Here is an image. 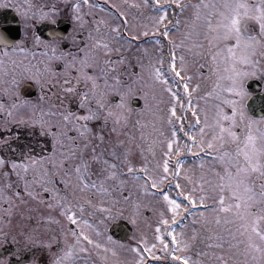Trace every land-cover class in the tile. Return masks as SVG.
Instances as JSON below:
<instances>
[{
    "label": "snow or ice",
    "instance_id": "snow-or-ice-1",
    "mask_svg": "<svg viewBox=\"0 0 264 264\" xmlns=\"http://www.w3.org/2000/svg\"><path fill=\"white\" fill-rule=\"evenodd\" d=\"M3 0H0L2 3ZM83 4H87L88 8H96L99 5L90 3L89 0H75L71 5L74 11V19L81 24L85 23L84 13L81 12ZM149 0H142V4H135L136 8L147 7ZM173 9L175 15L176 10L184 13L189 10L188 16L185 19V29L180 38L179 43L170 36L168 21L169 8ZM112 9H116L115 4H111ZM151 8L156 12V15L149 19L151 24L143 25L142 32L140 26L130 24L128 15L124 11L117 10L115 13L116 20L122 22L107 23L103 18L98 20L94 29L87 33L83 49L77 50L82 53L79 57L73 56L71 52L60 50L54 44H49L47 41H42L41 36L33 33L32 40L36 45L43 43L45 52H51L50 58H55L65 61V68H71L76 71V76L66 75L57 81L61 89L62 98H71L72 95H79V104L81 108H86L87 111L83 115L74 114L69 110H60L49 112L46 114L43 110L39 114L38 119H33L32 124H39L42 132L53 136V143L60 145L59 157L57 158L56 148L48 155H33L32 148L28 147L27 151H21L23 159H6L0 156V170L8 168V171H3L5 178L14 173L17 177L24 179L25 191L29 188V180L27 176L29 169L33 170L31 177L32 182L49 183L51 173L46 165L49 163L57 165V170L63 168L66 176L75 177L74 188H78L81 192L89 189H96L103 195H109L115 189L117 191L124 188L126 181L121 176L128 175L134 180H140L143 177V184L140 187L145 192L158 189L159 185L168 180L172 176L175 182L176 197L173 198L169 191H151L152 195H159L166 203L170 216L161 213V219L154 228V241L149 242L146 237H141L137 244L129 245L131 252L136 254L134 264H200L199 261H193L189 255L192 240L196 237V230L193 229L191 239H185L181 233L178 237L175 231L177 217L191 215L190 208H194L199 200L200 205H204L208 195L203 186L199 188L200 195H194V190H185L181 186L179 176L181 174L182 159H177L173 171L170 172L169 158L175 148V154L179 157L181 150L192 152L193 147L204 151L207 149V155L212 156L214 162L218 164L219 171L215 168L212 171L215 173L217 184L214 191L217 193V199L213 201L215 207L212 209L217 215L215 223H220L221 213L226 214L224 223L231 225V230L227 232L229 237L228 247L236 250L238 256L243 257L242 261L233 259L232 264H264V115L259 119L246 114L243 108V97L247 95L245 80L250 75H255L258 69L264 74V67H259L261 61L264 60V0H152ZM52 13L56 9L53 8ZM42 19L48 18V13L40 14ZM180 19L175 20V25L179 27ZM104 24L106 31L101 33L100 25ZM140 34H133V30ZM93 32L96 34L93 35ZM155 35L159 33L164 41L168 44V61L165 68V57L160 55L155 61H149L147 68L150 80L146 83V87L153 88L157 85L161 86L170 95V106L168 110V123L172 125L171 138L167 140V151L164 153L165 159L160 166V172L149 174V170L145 165L142 171L137 172L132 166L128 155L132 149L125 148L120 155L117 154L115 145L108 153L109 158H105L104 150L98 153L96 146L89 139L94 136L101 145L105 143V135L102 130L93 132V129L88 127L87 122L100 120L106 123L108 117L115 116V122L119 124L121 121L127 123V116L123 113H114L110 105L105 101L109 90L115 91L119 85V76L111 77L109 84V71H115L116 62L107 59H100L101 54L107 56L108 53L118 51L113 48L114 42L123 40L124 45L129 47L133 41H138L141 35L149 36V33ZM122 33L126 35L122 36ZM60 39H65L63 34H60ZM27 37L19 40H11L7 35L0 32V43L4 44L2 54H0V65L5 63L2 57H7L9 51L23 53L27 51ZM156 44L160 45L158 51H163L164 44L161 39H156ZM189 49L194 55L206 57L202 67L208 69V76L212 83L204 96L197 99H206L215 97L217 103L215 115L212 118V123L209 121V114L206 109H202L199 104L193 105L192 91L200 88L197 83L190 90L189 81L191 76H184L182 72L186 71L185 56L183 53L177 58V49ZM145 52L148 49H144ZM120 61H124V56H120ZM179 59V64H178ZM77 60H79V68H77ZM91 62V63H90ZM15 63V61H12ZM44 63V62H41ZM97 64L101 67L100 76L90 74L86 69L94 67ZM143 69L144 64L140 65ZM47 64L44 63V68L47 69ZM31 70L39 73L41 69L37 66H31ZM170 72L171 77L165 72ZM143 80L142 76L137 77ZM171 80H175L178 85H182L183 93L187 96V103L181 100L180 95L174 90ZM103 87H101V82ZM82 82H90L91 87L85 84V91L78 92V87ZM121 95V103L117 108L123 107V93ZM90 101H94L96 107L91 106ZM26 103V102H25ZM177 105L185 111L182 115L177 116ZM224 105L231 107V112L227 113L224 110ZM14 107V106H13ZM191 110V116L195 123L189 124V128L199 127V140L197 135L192 131H184V117L188 115V110ZM0 111H7L11 116L10 109H4L0 104ZM203 112L204 119L201 121L199 113ZM45 115L59 117V121L52 123L46 120ZM203 123V126L200 125ZM71 124L76 130L79 137L87 142L83 145L75 141L74 137L68 136L66 131H61L62 128H68ZM123 126V125H121ZM211 128L213 134L209 140H205V129ZM237 129H239L237 131ZM112 132H117L114 127ZM182 132L185 137L191 141L190 144H180V138L177 135ZM144 133H141L143 136ZM65 140L69 141L71 146L65 145ZM131 141V137H129ZM116 144L124 145V140L117 139ZM0 144L7 145V139L0 140ZM26 146H21L23 149ZM91 149V155L85 157V152ZM79 153V155H78ZM69 162H72L70 167H65ZM121 162L123 163V171H120ZM98 164L100 167L98 172L92 170V165ZM96 176L93 181L90 177ZM109 180H114L116 183L105 187V183ZM66 183H72L67 180ZM203 183V182H202ZM11 181L0 186V198L9 202V210L12 208L13 197L20 198V192L15 191L13 195H8L6 189L11 188ZM34 195V193H30ZM129 196L131 193L129 192ZM183 197L186 203H181L180 198ZM127 200V197H123ZM113 203L116 201L112 197ZM60 205V212L67 218L68 222L75 227L68 230L71 237V242L67 239L64 241V246L60 248L58 254L54 253L51 264H77L82 258L81 253H88L90 249L95 250L97 256L101 258L103 264H109V253L111 254L110 264H122L117 259L118 248H123L124 245L113 240L109 236H101L99 229H96L95 236L87 231L91 228L89 220L83 218L85 208L92 207L100 209L103 212L111 214V209L104 206V201L101 199L97 204H93L91 200L79 199L76 203L65 202L62 198L56 201ZM54 204H49L48 207H54ZM204 216V213H201ZM51 219V217H48ZM206 221V218H205ZM168 226L162 232V227ZM165 233L170 239L165 238ZM67 235V234H66ZM216 239V247H224V237L220 233H214ZM213 237H209L212 239ZM142 245V247H141ZM177 253H180L179 255ZM148 258H153L149 262ZM221 264H229V261L220 257Z\"/></svg>",
    "mask_w": 264,
    "mask_h": 264
},
{
    "label": "flooded vegetation",
    "instance_id": "flooded-vegetation-1",
    "mask_svg": "<svg viewBox=\"0 0 264 264\" xmlns=\"http://www.w3.org/2000/svg\"><path fill=\"white\" fill-rule=\"evenodd\" d=\"M74 2L75 0H3L0 3V32L7 35L11 40H19L26 36L28 41L27 51L23 53L9 51L7 57H2L5 63L0 65V104L3 105L4 109H10L12 113L9 116L7 111H0V140L7 139V145L0 144V156H4L6 159H23L21 151H27L28 147L32 148L33 155L51 154L55 147L58 158L60 145H54L53 136L42 132L39 124H32L30 121L38 119L42 110L47 114L49 110L56 112L66 109L79 115H83L87 111L86 108L80 107L79 95H72L71 98H62L61 89L57 84V81L66 75L76 76V71L71 68L66 69L65 61L63 60L50 58L51 52H45L43 43L36 45L33 42V33L40 35L42 41L56 45L58 47L57 55L62 50L71 52L73 56L79 57L82 53L77 49L84 48L87 43L85 39L87 33L94 29L96 22L101 18L107 23L122 22L123 18H120V21L116 20L115 13L117 10L124 11L128 15L129 23L140 26V31L142 32V26L145 24L150 25L151 21L149 18L156 15V12L151 8L152 0H149L147 7L141 8H136L135 4H142V0H89L90 3L99 5V7L90 9L87 4L82 3L81 12L84 13L85 23L81 24L74 19L75 13L71 7ZM190 2L194 3L196 0H190ZM111 4H115L117 8L112 9ZM53 8L56 9L55 13L51 11ZM189 11L190 9L180 13L179 10H176L174 15L173 9L169 8L168 21L171 22L169 24V32L177 43H179L184 32V18L188 16ZM42 12L48 13V18L42 19L40 16ZM177 18L181 21L178 28L175 25ZM100 31L101 33L106 31L104 24L100 25ZM60 34H63L65 39H60ZM95 34L93 32V35ZM133 34L138 35L140 33L134 29ZM123 35L126 34L122 33ZM156 39H161L164 44L162 52L158 51L160 45L156 44ZM121 44H124L123 40L114 42L112 46L118 51L108 53L107 56L102 53L100 59L110 58L116 62L115 71H109V84H111V77L118 75L119 85L116 87L117 93L109 96L110 102L121 101L120 94L123 93V102L135 105L137 96L125 97V90L130 85V78L143 74V69L140 66L143 62L138 64L134 59L145 58V61L149 62L150 60L155 61L160 55H163L166 68L168 44L159 33L153 35L151 32L147 37L141 35L140 40L133 41L130 47L124 45L123 48H120ZM4 47L5 45L0 43V54H2ZM144 49H148V51L145 52ZM176 51L177 58L182 53L185 56L186 71L182 72V75L191 76L189 81L190 90L197 83L200 84L199 89L192 91V103L194 106L199 104L203 109L204 107H202L201 103H207L209 99H197V97L204 96V93L210 89L212 83L211 78L208 76V69L201 66L207 58L194 55L193 51L189 49L178 48ZM121 55L124 56V61H120ZM12 61H15V63H12ZM41 62L47 64V69L44 68V63ZM31 66H37L41 71L36 73L31 70ZM102 66L99 64V66L89 67L86 70L90 74L100 76ZM259 67H264V60L261 61ZM77 68H79V60H77ZM165 74L171 77L170 72L166 71ZM249 78L258 81L253 85L255 92H251L247 88ZM249 78L247 77L245 80L248 95L243 98V108L247 115L259 119L261 115H264L262 113L264 112V98L257 99V95L261 92L264 93V74L257 69L255 75H251ZM171 83L174 90L180 95L181 100L186 104L187 96L183 93L182 85H178L175 80H171ZM85 84L91 87L90 82H82L78 87L79 93H83L86 90ZM258 86H260L259 90ZM159 88L162 91V95L164 89L161 86ZM252 97H255L254 113L247 106L248 100ZM90 103L93 108L96 107L94 101H90ZM216 103L217 100L214 97L212 100L213 106ZM140 106L136 108L140 109ZM223 107L225 112H231L230 106L224 105ZM167 108L169 109V106ZM184 111L183 108L177 105V116L182 115ZM199 114L201 121H203V112ZM208 114L211 120L215 115V108ZM44 118L52 123L59 121L58 116L45 115ZM194 123V118L191 116V110L189 109L188 115L184 117V131H192L199 140V127L189 128V124ZM87 124L88 127L93 129V132L100 130L103 125L102 130L105 135V143L103 145L94 136L89 137L92 144L96 146L98 153L103 148L105 158H109L108 153L114 145L118 155L123 153L125 148L130 147L132 151L128 155V159L137 172L142 171L145 166L143 158L145 143H143L144 139L141 133L137 131L138 135H130L129 130H127L129 123L124 126L127 131L112 132L110 128H112L113 122L110 119L106 123H103L101 118L100 120L89 121ZM202 126L203 123L200 127ZM61 131H66L68 136L74 137L75 141L81 145L87 142L77 135L71 124L66 129L62 128ZM177 135L180 138L181 145L191 143L190 139L185 137L182 132H178ZM129 137H131V141H129ZM170 138V136L166 137V139ZM117 139L124 140V145L116 144ZM204 139L209 140L206 133ZM64 143L68 147L71 146L67 140ZM21 146L26 147L22 149ZM206 153L207 149L201 151L193 147L192 152L182 149L178 157L174 148L170 158L183 160L179 176L183 189L191 190L194 181H208L209 174L215 175L212 171L213 168L219 171V166L214 162L213 157ZM90 155L91 149L89 148L85 152V157ZM71 163L69 162L65 167H70ZM46 167L52 174L50 182L43 183L42 180L40 182H32L33 170L29 169L27 176L24 177L29 180L27 191L24 188V179L17 177L14 173L5 178L3 171H8V168L0 170V186L11 181L12 187L6 189L7 194L13 195L15 191H19L21 194L20 198L13 197L12 201H10L12 204L11 210L8 207L9 202L0 198V264H51L54 258L53 254L59 253L60 248L64 246L65 239L68 242L73 239L68 230L75 226L68 222L67 218L60 212V205L56 204V201L62 198L65 202L71 203H76L83 198L91 200L93 204H97L103 199L104 206L111 209V214H109L100 209L94 210L90 206L85 208L83 218L88 219L90 225H92L87 231L93 235V238H96L95 231L99 229L102 237L110 235L113 240L118 241L122 245L137 244L141 237H146L149 242L154 241V228L160 221L161 215L157 212L153 213L151 208L146 207L145 199L140 195V188H136L137 184L143 183V177L140 180H134L128 175L121 176L126 181L124 188L119 191L113 189L109 195H103L96 189L81 192L78 188L73 187L75 177L66 176L63 168L57 170L58 166L51 163L46 165ZM99 167L98 164H93L92 170L98 172ZM173 169L169 168L170 172ZM120 171H123L122 162ZM96 178V176L90 177L93 181ZM67 180H71L72 183H66ZM168 180L174 190L177 191L173 177L169 176ZM115 183L114 180H109L104 186L109 187ZM135 188L137 189V194H135ZM142 191L144 190L142 189ZM129 192L131 196H129ZM30 193H34V195ZM112 197L116 198L114 203ZM123 197H127V200L123 199ZM131 201H133L132 205ZM50 203L55 206L49 208L48 205ZM48 217H51V219H48ZM131 218L136 219V221H132ZM125 221L129 222L134 230L128 240L121 241L111 233V229L114 226H118V224L124 225ZM140 225H142V229L139 233L138 227ZM231 227L229 225L230 229ZM150 229H152V240L149 237ZM80 256L82 258L77 264H103L95 250L90 249L88 253H81ZM148 259L151 262L153 258ZM134 261L135 259H132L131 262L134 264Z\"/></svg>",
    "mask_w": 264,
    "mask_h": 264
},
{
    "label": "rangeland",
    "instance_id": "rangeland-1",
    "mask_svg": "<svg viewBox=\"0 0 264 264\" xmlns=\"http://www.w3.org/2000/svg\"><path fill=\"white\" fill-rule=\"evenodd\" d=\"M134 61H136L138 64H144L145 67L143 68V74H139L144 79L139 80L137 79V76H132L130 79V85L125 90V97L130 96H137L142 99V105L139 108H136L133 105H130L129 102L124 103L122 108H117L116 106L121 103V101L118 102H110V95L117 93V91L109 90L107 93V96L105 98V101L108 105L111 106L112 111L114 113H123L127 116V123L124 124L123 121H121L119 124L115 122V116H110L108 119H110L113 122V126L110 129H113L116 127L119 132L126 130L124 126L128 125L127 130L130 133V135H138L137 131L139 133H144L143 135V143H145L143 153H144V162L149 170V174H153V172H160L163 160L165 159L164 153L167 151V140L166 137H171V128L172 125L168 123V108L167 106H170V95L163 90V93L161 95L159 88V85L153 88L146 87V83L150 80V77L148 75L149 69L147 68V65L149 62L145 61V58H135ZM99 66V64H97ZM142 69V68H141ZM99 77V75H97ZM251 76V75H250ZM248 76V78L250 77ZM101 87H103L102 82ZM248 95V93H247ZM246 95V96H247ZM244 96L243 98H246ZM214 97L208 98L209 101L207 103L202 102L203 109H206L208 112H212L214 108L212 107V100ZM207 105V107H206ZM129 121V122H128ZM210 124L212 123V119L208 121ZM123 125V126H121ZM126 130V131H127ZM205 133L207 137L210 139L213 130L211 128H206ZM171 157V156H170ZM137 158V157H135ZM203 182V183H202ZM166 181L159 185L158 189L156 190H150L149 192L142 191V187H140L141 184H137L136 188H140V195H142L145 199L146 207L151 208L152 212L155 213H164L165 215L170 216L171 213L168 212L166 203L162 200V198L159 195H152L151 191H162L167 190L169 191L170 195L173 196V198L176 197V191L174 188H170V183L166 186ZM217 184L216 176L214 174H209L208 181H194L192 183L191 190H194V195L197 197L200 195L199 188L201 186L204 187L206 190V193L208 195V199H206L204 205L199 204V200H197V205L194 208H190L189 211L192 213L191 215H185L183 217H177V223L175 225V231L179 237L181 233L184 234L185 239H191L193 236V229L196 230V237L191 242V247L189 249V255L191 256V259L193 261H199L200 264H221L220 257L223 256L224 259L229 261V264H232L233 259H237L239 261L243 260V257L238 256L236 253V250L233 248L228 247L229 243V237L226 235L229 230L228 224L224 223L225 220V214L221 213L220 215V223H215V217L216 213L212 211V209L215 207L213 204V201L217 199V193L213 190L215 185ZM135 188V189H136ZM135 194H137V189L135 191ZM181 203H186L183 197L180 198ZM133 204V201H131V205ZM161 206H160V205ZM204 213V216H201V213ZM185 218V219H184ZM206 218V221H205ZM132 219V218H131ZM184 219V220H181ZM136 221V219H132V221ZM181 220V221H180ZM171 230L168 228V226L162 227V232L165 231V229ZM142 229V225L138 227V232L140 233ZM220 233L224 237V247L218 248L216 247V239L214 236V233ZM151 234V235H150ZM226 235V236H225ZM213 237L212 239H209V237ZM149 237L150 240H152V229L149 230ZM165 238L170 239V237L167 236L165 233ZM228 238V241L226 242ZM132 245V244H130ZM227 245V246H226ZM129 245H124V247L118 248V256L117 259H119L122 264H133L131 261L132 259H137L136 254L131 252V250L128 247ZM226 246V248H225ZM178 255L180 253H177ZM132 258V259H131ZM112 257L109 253V264Z\"/></svg>",
    "mask_w": 264,
    "mask_h": 264
},
{
    "label": "water",
    "instance_id": "water-1",
    "mask_svg": "<svg viewBox=\"0 0 264 264\" xmlns=\"http://www.w3.org/2000/svg\"><path fill=\"white\" fill-rule=\"evenodd\" d=\"M256 81L254 80H249L248 81V88L249 91H256L255 88H253V85ZM260 89V86H258V90ZM258 98H264V94L260 93L259 95H257V99ZM255 97L251 98L248 102V107L250 108V111H252L254 113V107H255V101H254ZM139 100H136L135 104L139 105ZM264 113V112H262ZM111 232L113 233V235H115V237L122 239V240H126L132 232L131 226L125 222L124 225L119 224L118 226L113 227V229L111 230Z\"/></svg>",
    "mask_w": 264,
    "mask_h": 264
}]
</instances>
